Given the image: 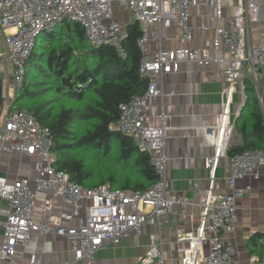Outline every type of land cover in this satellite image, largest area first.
Masks as SVG:
<instances>
[{
	"label": "built area",
	"instance_id": "2783aa9c",
	"mask_svg": "<svg viewBox=\"0 0 264 264\" xmlns=\"http://www.w3.org/2000/svg\"><path fill=\"white\" fill-rule=\"evenodd\" d=\"M239 1L234 16L212 28V40L207 46L169 49L161 45L166 37L165 28L175 24L180 38L189 41L190 7H212L219 18L221 0H0V31L5 59L11 64L13 92L22 86L26 60L40 33L51 32L65 20L75 21L83 27L89 44L112 46L125 57L126 31L115 16V8L123 6L138 21L139 70L147 86L142 94H135L120 105L119 115L111 126L130 136L137 148L148 154L157 175V180L144 190L113 188L108 183L93 187L77 184L66 171L54 167L48 128L25 108L13 106L14 93L4 95L0 110V155L29 154L34 173L13 180L0 173V198L7 202L5 218L0 220L3 230L0 264H40L36 253H30L23 261L14 260L17 247L24 245L32 233L65 237L73 254L65 264H94V254L105 242L117 243L121 237L139 233L145 224L156 223L175 204L185 214L186 203L168 194L165 115L160 112V123L153 125L146 112L149 98L174 93L165 89L163 75L176 70L181 61L217 65L225 84L217 121L204 127L214 147L211 175L199 206L195 233L178 238L188 243L183 248L181 264H234L235 247L225 235L235 228L238 199L251 189L249 183L238 184V180L247 174L256 178L255 167L264 161L263 149L234 153L231 174L226 179L228 191L214 189L218 157L227 151L234 127L230 108L233 93L240 89L242 105L244 78L252 81L261 102L257 77L264 64V44L250 40L249 24L258 18L263 0ZM150 40L158 43L151 52ZM194 187L197 188L195 184ZM35 207L45 212L44 219H33ZM163 263L164 255L156 243L149 246L140 260V264Z\"/></svg>",
	"mask_w": 264,
	"mask_h": 264
},
{
	"label": "crops",
	"instance_id": "0c3cea01",
	"mask_svg": "<svg viewBox=\"0 0 264 264\" xmlns=\"http://www.w3.org/2000/svg\"><path fill=\"white\" fill-rule=\"evenodd\" d=\"M239 4V0H221L222 12L219 18L212 7L191 6L189 17L191 39L189 41L181 39L177 26L173 24L164 29L166 37L161 40V45L169 49L179 47L199 49L207 46L212 40V28L234 16ZM121 10V7H116L115 14ZM132 20L134 19L130 14V19L126 22ZM249 36L252 42L264 44V0L259 5L258 18L249 24ZM157 46V41L150 40L148 43L150 52ZM221 54L226 56L225 51H221ZM163 80L165 89L174 93L149 98L146 112L149 122L153 125L160 123L158 117L160 112L165 115L168 194L183 200L186 203V212L183 214L180 205L175 204L160 216L156 223L145 224L139 233L121 237L117 243L105 242L95 252L94 264H140L141 258L152 243H156L162 251L163 264H181L183 248L188 243L185 240L179 241L178 238L185 233H195L199 206L204 190L209 185L211 161L214 156L213 142L204 127L217 121L224 100L225 84L219 76L217 65L200 66L190 61L179 62L176 70L163 75ZM257 84L261 94V102H258L264 117V64L258 74ZM4 91L10 96L12 86L5 85ZM242 99L241 91L237 88L230 106L234 127L228 146L239 145L242 142V134L234 121ZM32 163L33 159L27 153L3 154L0 155V173L8 180L32 176L34 173ZM231 167V156L225 151L218 157L214 171L215 190L228 191L226 179L231 174ZM255 171L256 178L247 174L238 180V184L249 183L251 189L238 199L235 228L225 235V239L230 240L235 247L234 264H264L260 254L250 253L248 248L249 240L254 233H260L259 241H264V161L256 165ZM6 206L7 202L0 198V220L5 218ZM45 216V212L38 207L34 208L35 221L42 220ZM2 234L3 230L0 228V244ZM30 253L39 255L40 264H65L73 256L65 237L37 233H32L24 245L17 247L14 260L23 261Z\"/></svg>",
	"mask_w": 264,
	"mask_h": 264
},
{
	"label": "trees",
	"instance_id": "16d2710c",
	"mask_svg": "<svg viewBox=\"0 0 264 264\" xmlns=\"http://www.w3.org/2000/svg\"><path fill=\"white\" fill-rule=\"evenodd\" d=\"M57 27L47 40L60 39L52 41L35 60L40 65L38 74L26 70L22 86L14 92L13 106L25 108L48 128L54 167L66 171L77 184L93 187L108 183L127 190L150 187L157 175L148 154L140 151L130 136L111 126L120 105L142 94L147 86L139 70L138 21L124 24L125 57L112 46L89 44L78 22L65 20ZM64 35L66 38H61ZM34 52L35 47L27 63ZM243 91L244 101L235 119L242 142L228 146L229 156L247 149L264 150V117L249 78L243 79ZM260 238V233H254L248 248L264 261Z\"/></svg>",
	"mask_w": 264,
	"mask_h": 264
},
{
	"label": "rangeland",
	"instance_id": "374dc122",
	"mask_svg": "<svg viewBox=\"0 0 264 264\" xmlns=\"http://www.w3.org/2000/svg\"><path fill=\"white\" fill-rule=\"evenodd\" d=\"M121 11L119 13H116V18L117 20L119 21V24L121 25V27L124 28V24L127 20L130 19V14L127 13V10L122 6L121 7ZM125 9V10H124ZM58 29L60 28L57 27ZM55 28V29H57ZM60 31V30H59ZM59 31H57L56 33H59ZM49 37V33H46V32H42L40 33L37 38H36V46L34 45L35 47V52L33 54V57L32 59H30L28 61V63L26 62V65H25V72H24V75H23V80L25 78V74H26V70L28 71V73L30 74H38V69L40 67L39 63L37 62V64H35V60H38L42 57V54L45 52L47 46L49 44H52V41H58L60 39V37H57V39H53L52 41L51 40H47ZM63 39L66 38V35H64L63 37H61ZM33 47V48H34ZM33 51V49H32ZM5 56H6V50H5V47H4V44L2 42V33L0 32V69H1V72H0V77L2 78V81H3V85H4V88H5V85L8 84L9 87L12 86V77H11V64L10 62L5 59ZM40 56V57H39ZM42 67V66H41ZM47 73V74H46ZM45 74L46 75H49V71H46L45 70ZM23 82V81H22ZM4 88H3V96L4 95H7L8 96V93L4 91ZM7 88V87H6ZM13 90V88H12ZM18 89H16L17 91ZM15 91V92H16ZM10 93V92H9ZM14 92L11 91V95L13 94ZM5 100V98H4Z\"/></svg>",
	"mask_w": 264,
	"mask_h": 264
},
{
	"label": "water",
	"instance_id": "95a60500",
	"mask_svg": "<svg viewBox=\"0 0 264 264\" xmlns=\"http://www.w3.org/2000/svg\"><path fill=\"white\" fill-rule=\"evenodd\" d=\"M0 72H1V69H0ZM3 101H4V96H3V81H2V78L0 77V110H1V106L3 104Z\"/></svg>",
	"mask_w": 264,
	"mask_h": 264
},
{
	"label": "bare ground",
	"instance_id": "6f19581e",
	"mask_svg": "<svg viewBox=\"0 0 264 264\" xmlns=\"http://www.w3.org/2000/svg\"><path fill=\"white\" fill-rule=\"evenodd\" d=\"M1 32V31H0ZM2 33V32H1ZM3 34V33H2Z\"/></svg>",
	"mask_w": 264,
	"mask_h": 264
}]
</instances>
